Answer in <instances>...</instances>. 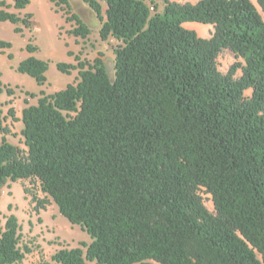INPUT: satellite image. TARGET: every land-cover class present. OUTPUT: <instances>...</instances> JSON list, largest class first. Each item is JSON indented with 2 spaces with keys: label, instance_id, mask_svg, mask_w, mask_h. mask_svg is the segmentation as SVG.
Returning <instances> with one entry per match:
<instances>
[{
  "label": "trees",
  "instance_id": "trees-1",
  "mask_svg": "<svg viewBox=\"0 0 264 264\" xmlns=\"http://www.w3.org/2000/svg\"><path fill=\"white\" fill-rule=\"evenodd\" d=\"M9 1L0 0V22L23 35L32 15L8 9L30 0ZM48 1L74 23L72 36L90 34L69 0ZM82 1L101 41L117 42L112 73L101 57L58 63L77 80L35 105L25 100L24 148L0 140V192L37 183L36 209L52 202L91 239L39 264H264V0ZM190 22L211 25V37ZM224 50L237 60L226 74L217 66ZM47 69L32 56L17 67L40 86ZM4 91L13 94L0 81ZM32 251L17 217L6 216L0 264Z\"/></svg>",
  "mask_w": 264,
  "mask_h": 264
},
{
  "label": "rangeland",
  "instance_id": "rangeland-1",
  "mask_svg": "<svg viewBox=\"0 0 264 264\" xmlns=\"http://www.w3.org/2000/svg\"><path fill=\"white\" fill-rule=\"evenodd\" d=\"M174 1L196 3L199 0ZM251 1L256 5L255 0ZM69 4L72 13L90 29V34L84 39L75 38L69 33L74 23L66 22L63 12L56 10L48 0H30L29 5L21 11L8 9L9 12L21 17H25L26 14L32 15L29 28L21 25L23 35L16 33L15 26L10 22H0V41L10 44L5 49L0 48V81L13 91L11 96H8L6 91L0 96L3 101L1 106H4V110H0V132L7 133L11 142L20 148H24V145L19 135V117L26 106L25 100L29 105H35L41 92L52 94L77 80V70L63 74L57 69L58 63L76 65L78 63L76 57L86 63L101 57L108 71L112 73L113 48L117 42L113 39L101 41L98 35L100 23L94 11L82 0H69ZM101 5L104 11V6ZM184 27L194 30L202 38H210L213 31L211 25L195 22L185 23ZM29 43L37 48L34 53L27 51L26 46ZM30 56L48 63L45 74L47 82L43 86L38 85L30 76L17 71L20 62ZM236 61L230 51L224 50L217 58L219 71L226 74ZM235 76H240V72L238 71ZM26 93L36 96L30 97ZM245 95L249 96L250 91H246ZM10 108L14 111L13 116L8 113ZM24 189L27 192H24ZM201 196L206 208L213 212L210 196L204 192ZM33 197L42 199L43 195L39 191L38 184L30 180L10 183L0 192V228H3L6 216L15 215L22 227L23 242L33 249L21 264L49 261L51 255L60 248H75L81 242H91L87 233L79 226L71 225L59 214L52 202L37 210Z\"/></svg>",
  "mask_w": 264,
  "mask_h": 264
},
{
  "label": "crops",
  "instance_id": "crops-1",
  "mask_svg": "<svg viewBox=\"0 0 264 264\" xmlns=\"http://www.w3.org/2000/svg\"><path fill=\"white\" fill-rule=\"evenodd\" d=\"M6 1H7V0H6ZM7 3H9V2L7 1ZM2 102H3L2 99H0V110H4V106H1V105H2ZM20 118H21V116L19 117L20 131H21V129H22V123L20 122ZM19 135H20V133H19ZM2 137H4L9 143L14 144L13 142H11V139L9 138V135H8L7 133H1V132H0V140H1ZM14 145H15V144H14ZM32 252H33V251H32ZM32 252H31V253H32ZM31 253H30V254H31ZM30 254H28V255H30ZM28 255H27V256H28ZM27 256H26V257H27ZM26 257H25V259L23 260V262L26 260ZM23 262H22V263H23Z\"/></svg>",
  "mask_w": 264,
  "mask_h": 264
}]
</instances>
